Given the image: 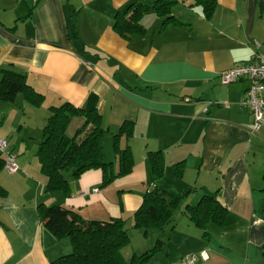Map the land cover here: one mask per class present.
I'll list each match as a JSON object with an SVG mask.
<instances>
[{
    "label": "crops",
    "instance_id": "0c3cea01",
    "mask_svg": "<svg viewBox=\"0 0 264 264\" xmlns=\"http://www.w3.org/2000/svg\"><path fill=\"white\" fill-rule=\"evenodd\" d=\"M155 1L0 0V76L2 69L20 73L43 96L39 107L0 102V139L19 166L0 172L7 192L0 199V264H50L72 251L70 239H55L41 226L40 203L62 205L84 220L122 218L131 230L153 186L181 203L163 230L142 233V250L164 242L144 264H181L201 251L208 258L195 264H264V124L253 133V115L241 105L249 80L219 78L264 52V0H216L208 17L195 0H176L170 20L144 15L143 33L123 37L113 29L116 13ZM91 95L108 130L103 158L115 170L113 135L125 120L134 123L131 138H120L132 151V171L107 185L100 169L78 178L65 173L70 194L48 192L36 152L49 108L80 107ZM155 153L163 157L159 176ZM203 195L214 196L233 220L209 224L207 236L185 213ZM128 247L126 260L142 252Z\"/></svg>",
    "mask_w": 264,
    "mask_h": 264
},
{
    "label": "trees",
    "instance_id": "16d2710c",
    "mask_svg": "<svg viewBox=\"0 0 264 264\" xmlns=\"http://www.w3.org/2000/svg\"><path fill=\"white\" fill-rule=\"evenodd\" d=\"M176 0H156L151 6H128L125 12L116 13L113 29L121 36L128 37L134 33H143L145 28L141 19L149 13L172 19L171 7ZM201 5L208 17L212 13L216 0H195ZM17 99L39 107L43 96L36 92L26 81V77L11 69H2L0 76V102L16 103ZM20 110V106H17ZM74 118H81L80 125L72 134L67 130ZM133 122L125 120L113 135L112 148L117 157V168L111 162L104 161L102 139L108 130L102 127L101 115L96 107V97H88L83 106L76 107L68 102L49 108V115L42 128L36 156L40 170L47 178L46 191L70 194L69 182L65 173L78 178L82 173L100 169L102 185H107L117 177L132 171L134 158L127 144L120 146V138L128 141L133 132ZM154 172L162 173L163 157L155 153L152 158ZM4 158L0 153V172L3 171ZM182 172V164L175 165ZM7 196L0 185V199ZM181 203V197L153 186L143 195L138 209L133 213L132 228L140 229L144 235L150 230H163L174 221V216ZM41 226L55 239L68 238L72 251L53 260L50 264H144L164 246L157 239L152 247L141 254L133 253L126 260L122 250L130 244L129 228L122 218H110L106 221L84 220L75 211L59 204L37 206ZM185 213L189 220L207 236L209 224L220 227L230 225L233 220L227 209L214 196L203 195L195 205H186ZM2 225L0 221V226ZM264 252V247H262Z\"/></svg>",
    "mask_w": 264,
    "mask_h": 264
},
{
    "label": "built area",
    "instance_id": "2783aa9c",
    "mask_svg": "<svg viewBox=\"0 0 264 264\" xmlns=\"http://www.w3.org/2000/svg\"><path fill=\"white\" fill-rule=\"evenodd\" d=\"M219 78L223 84H229L243 78L249 80L250 83L241 105L249 107L254 119L252 132H258L262 124H264V52L256 54L254 59L249 62L236 64L234 67L221 72ZM217 104L227 107L229 102L221 101L217 102ZM0 153L4 158L3 170L8 173L17 172L19 166L16 154L4 139H0ZM92 191L96 192L98 189L94 188ZM207 258L208 254L205 251L192 253L181 258V264H195L199 259L206 260Z\"/></svg>",
    "mask_w": 264,
    "mask_h": 264
},
{
    "label": "rangeland",
    "instance_id": "374dc122",
    "mask_svg": "<svg viewBox=\"0 0 264 264\" xmlns=\"http://www.w3.org/2000/svg\"><path fill=\"white\" fill-rule=\"evenodd\" d=\"M82 119L81 118H74L73 121L71 122L68 130H67V133L70 135L73 133V131L76 129V127L78 125H80ZM104 145L106 146V143L104 142ZM107 147V146H106ZM16 154V153H15ZM105 161V160H104ZM142 231L140 229H131L129 230V236H130V244L128 245L129 247L127 248V251L128 250L130 251H137V249H139L140 251L144 252L145 250H142L141 247V242L145 244V238L143 237L142 235ZM141 241V242H140ZM152 246V245H151ZM132 248V249H131ZM164 248V247H163ZM162 248V249H163ZM142 252L140 253H136V254H141ZM132 252H130V254H127V258H129L130 256H132Z\"/></svg>",
    "mask_w": 264,
    "mask_h": 264
}]
</instances>
